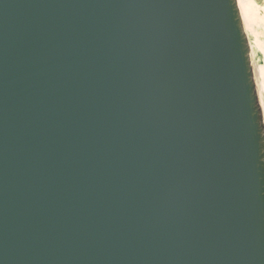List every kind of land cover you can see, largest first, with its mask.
<instances>
[{
    "label": "water",
    "instance_id": "1",
    "mask_svg": "<svg viewBox=\"0 0 264 264\" xmlns=\"http://www.w3.org/2000/svg\"><path fill=\"white\" fill-rule=\"evenodd\" d=\"M0 264H264L237 0H0Z\"/></svg>",
    "mask_w": 264,
    "mask_h": 264
},
{
    "label": "rangeland",
    "instance_id": "2",
    "mask_svg": "<svg viewBox=\"0 0 264 264\" xmlns=\"http://www.w3.org/2000/svg\"><path fill=\"white\" fill-rule=\"evenodd\" d=\"M240 4L251 39L259 94L264 103V0H240Z\"/></svg>",
    "mask_w": 264,
    "mask_h": 264
},
{
    "label": "bare ground",
    "instance_id": "3",
    "mask_svg": "<svg viewBox=\"0 0 264 264\" xmlns=\"http://www.w3.org/2000/svg\"><path fill=\"white\" fill-rule=\"evenodd\" d=\"M237 3H238L239 10H240V13H241L243 27H244V30H245V32L247 34L248 41H249V45H250V56H251V64H252L253 76H254V80H255V84H256V89H257V95H258L259 102H260V105H261V108H262V114H263V119H264V103L262 101L261 95L259 94L260 93L259 92V84L257 82L256 75H255V64L253 63L254 61H253V50H252L251 39H250V36H249L248 31H247L246 26H245V21H244L243 12H242V9H241L240 0H237Z\"/></svg>",
    "mask_w": 264,
    "mask_h": 264
}]
</instances>
